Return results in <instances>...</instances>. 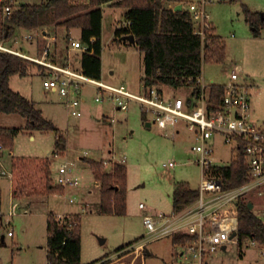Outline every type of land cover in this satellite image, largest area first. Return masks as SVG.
Listing matches in <instances>:
<instances>
[{"label": "rangeland", "instance_id": "rangeland-1", "mask_svg": "<svg viewBox=\"0 0 264 264\" xmlns=\"http://www.w3.org/2000/svg\"><path fill=\"white\" fill-rule=\"evenodd\" d=\"M40 1L42 0H0V20L4 18L1 12L6 4L13 9L20 3ZM73 1L82 3L84 0ZM191 1L200 0H181L184 7ZM243 4L252 13V20L259 24L260 13H264V0H205L209 27H213L223 40L226 58L223 62L203 61L201 76L207 83L222 84L228 81L234 66L240 65L241 80L252 81L258 87L251 98L250 118L254 123L263 125L264 27L260 29L259 35H254L253 26L246 20ZM99 6L102 10L101 79L112 84L125 83L133 91L139 92L143 76V54L137 46L114 33L120 27V22L125 20L124 8L107 2ZM45 27L48 31L51 30L50 26ZM23 29H17L10 39L4 41L5 44L32 55L40 54L48 37L41 38L42 32H38L37 38L35 37L38 41L34 37L30 40L26 36L31 32L27 34ZM64 34L62 28L58 33L56 52L60 57L66 53H71L72 57L77 52L65 50ZM73 36L77 37L76 31H73ZM30 41L32 43L29 46ZM29 70L30 74L27 76H13L11 87L34 100L36 106L42 109L44 117L64 131L59 130L66 139V149L61 155H53V131L24 129L12 140V155L48 156L51 159L53 180L59 177V165L65 159L72 160L75 163L73 172L78 176L79 183L68 185L62 194L12 198L9 179L0 176V264H47V215L50 211H53L55 218L61 219L64 215L71 218L72 213L68 212L80 213L82 263L97 260L107 261L106 264H180L171 235L153 239L128 251L121 252L123 248H119L138 242L145 234L142 222L144 214L172 211L171 194L177 182H186L193 189L198 187L201 167L194 162L196 153L191 146L195 142L191 134L182 126L179 133H166L154 123L147 125L146 122L152 118L151 114L143 116L135 102H130L126 110L113 111L107 102L95 101L96 89L92 85L82 87L84 101L80 104L81 115L70 116L66 102L59 93L48 91L42 86V76L37 72L36 66L31 64ZM109 71H113L112 76ZM183 89L184 87H176L169 90L181 94ZM102 106V111L114 114V122L109 123L110 120L97 115ZM14 117L16 126H25L23 116L16 113ZM8 149L3 151L6 157ZM11 156L0 168L3 171L10 170V178ZM91 158L96 159L97 163L101 159L120 161L124 158L126 193L123 214L100 212L98 191L85 194L88 189L94 188L92 171L85 163ZM231 158L232 153L217 137L214 160L228 163ZM168 161L176 164L173 167L164 166L163 163ZM104 168L110 169L111 166ZM247 196L254 201L255 207L252 210L257 214V196L253 192ZM140 202L143 207H139ZM8 231L12 234L9 235ZM235 239L237 242L228 244L226 249L210 253L207 256L208 263L264 264V244H252L250 235L243 234L240 237L238 232ZM146 251L150 253L147 254Z\"/></svg>", "mask_w": 264, "mask_h": 264}, {"label": "trees", "instance_id": "trees-1", "mask_svg": "<svg viewBox=\"0 0 264 264\" xmlns=\"http://www.w3.org/2000/svg\"><path fill=\"white\" fill-rule=\"evenodd\" d=\"M104 0H89L88 4L73 0H43L39 3H20L4 16L0 29V42L11 38L19 28L36 29L42 32L46 25L63 27L65 42H69V30L80 29V41L86 46L81 53L80 69L88 76L101 78V28L102 10L99 6ZM180 0H120L113 6L125 9L124 17L130 20L126 27L116 28L119 37L133 34L134 45L143 54V76L145 85L168 84L178 87L188 78L201 73L205 60L223 62L226 58L225 45L213 27L205 29L202 39L194 33L190 12L174 10L168 4ZM246 20L253 26L254 35L260 34L264 18L260 23L252 20V13L242 5ZM66 58V56H64ZM65 62V61H64ZM36 63L16 54L0 50V112H16L26 119L25 126H0V146L11 149L12 140L24 129L51 130L55 133L52 154H62L66 139L45 118L35 102L9 86L11 75L27 76L29 67ZM40 68V67H39ZM212 93L219 101L223 86H212ZM95 178L99 182L98 210L104 213L123 214L125 212L126 166L115 162L105 169L95 160H88ZM225 187L242 183L246 179V168L240 153L236 161L218 167ZM64 188L53 183L50 160L43 155L11 156V193L13 197L46 195L63 192ZM172 210L178 211L197 198V191L186 182H177L172 194ZM238 233L240 237L248 234L259 244H264V224L248 207L244 200L238 201ZM79 213L65 216V223L59 222L52 212L47 215V264H95L80 261ZM70 218V219H69ZM188 236L176 234L172 243L187 239ZM124 248L122 246L119 249ZM107 261L101 264H106Z\"/></svg>", "mask_w": 264, "mask_h": 264}, {"label": "built area", "instance_id": "built-area-1", "mask_svg": "<svg viewBox=\"0 0 264 264\" xmlns=\"http://www.w3.org/2000/svg\"><path fill=\"white\" fill-rule=\"evenodd\" d=\"M120 0H104L113 3ZM205 0L190 2L187 11L193 23V31L204 38L205 29L209 26L208 14L204 8ZM12 11L6 4L4 16ZM130 20L120 22V27H126ZM43 35V34H42ZM28 39L33 35L28 34ZM54 36L48 37L40 56H33L0 42V50L16 54L39 65L42 76V86L53 92H58L65 100L68 115L79 117L80 104L84 101L82 87L92 85L96 89L94 96L97 102H107L112 110H126L130 102H135L143 116L150 113V123L156 124L168 133H179L181 126L194 139L191 149L196 153L194 162L201 167V179L197 191V198L189 205L170 213L159 212L144 214L142 218L145 234L142 238L120 250L128 251L138 248L153 239L176 234L188 236L187 239L174 243L175 254L180 258V264H209L207 256L217 249H226L227 245L237 240L238 232V201H254L247 195L255 193L259 201V212L254 213L264 224V124L258 125L250 118L251 98L258 91L252 81L241 80V66L235 65L231 70L228 81L222 83L223 91L218 101L212 93L215 83H207L201 73L196 77L188 78L187 82L178 86L184 87L181 94L169 89L176 87L168 84L145 85L142 82L140 91H133L125 83L112 84L101 78L86 75L80 68L71 63L60 64L54 61ZM71 48L86 50V46L79 40H69ZM114 122L112 113L108 116ZM220 137L232 158L228 163L214 160L215 140ZM1 147V146H0ZM246 168V179L242 183L225 187L218 167L227 166L236 161L240 155ZM58 155V154H54ZM123 163L113 159H101L103 167L113 163ZM176 163H163L166 167H173ZM75 163L65 159L58 167L59 177L54 184L65 188L68 185H78L79 178L73 172ZM63 190V191H64ZM63 192H54L62 194ZM71 200V198H70ZM144 205L140 202L139 207ZM253 211V210H252ZM59 214L60 213H56ZM65 216L56 218L65 223ZM11 235V231L7 232ZM252 244H256L252 240ZM264 253V252H262ZM99 261L95 264H101ZM131 264V263H124Z\"/></svg>", "mask_w": 264, "mask_h": 264}, {"label": "crops", "instance_id": "crops-1", "mask_svg": "<svg viewBox=\"0 0 264 264\" xmlns=\"http://www.w3.org/2000/svg\"><path fill=\"white\" fill-rule=\"evenodd\" d=\"M43 1V0H42ZM41 2V1H40ZM88 2H89V0H84V1H82V3H87L88 4ZM102 4V3H101ZM100 4V5H101ZM177 4H180V8L179 9H184V10H187V8H188V6L187 7H184L183 6V4H182V2H181V0H180V2H178V3H176V4H168V6L169 7H172L173 9H174V7L177 5ZM18 5V4H17ZM125 12V9H124V11H123V13ZM2 13L4 14V9H3V11L1 12V15H2ZM3 21H4V18L2 19V20H0V29H1V27H2V24H3ZM46 26H50L51 27V30L50 31H48V29L46 28V27H44L43 28V30H42V34L43 35H41L40 37L41 38H44V39H46L47 37H50V36H54V43H53V45H54V50H55V52H56V50H57V47H56V42H57V38H58V33H59V31H61V29L63 28V27H53L52 25H46ZM49 27V28H50ZM102 29V28H101ZM23 30H25V31H27V34H28V32L30 33H33L32 35H33V37L35 38L36 36H37V34H38V31L36 30V29H33V30H27V29H23ZM73 31H76L77 32V37H72V33H73ZM64 32L66 33V31H65V28H64ZM30 33V34H31ZM26 34V35H27ZM69 34H70V36H69V40H70V38L71 39H75V40H79L80 41V29L79 28H71L70 30H69ZM26 38H27V36H26ZM37 38V37H36ZM35 38V39H36ZM10 39V38H9ZM122 39H123V37H122ZM31 40V39H30ZM32 40H33V38H32ZM37 41H38V39H36ZM48 39H46V41H47ZM45 41V42H46ZM44 42V43H45ZM4 44H5V42H3ZM31 43H32V41H30V43H28L29 44V46L31 45ZM132 44H134V43H132ZM6 45H8V44H6ZM8 46H11V45H8ZM44 46V45H43ZM12 48H14L13 46H11ZM65 50H68L67 52H71V51H75V52H77V53H75V55H73L72 57H71V53H66V54H64L63 55V57H60L59 56V53H54V61L55 62H57V63H60V64H65V63H71V65L72 66H74V67H77V68H79L80 67V57H81V53L83 52L81 49H79V48H71L70 46H69V42H67L66 43V45H65ZM14 49H17V48H14ZM17 50H20V49H17ZM21 51H23V50H21ZM40 51H42V49L40 50ZM23 52H25V53H28V54H30L29 52H26V51H23ZM79 52V53H78ZM41 54V53H40ZM40 54L38 53V54H35V55H33V56H40ZM30 55H32V54H30ZM64 56H66V58H64ZM228 58H230V57H228ZM65 61V62H64ZM36 66V65H35ZM36 68H37V72L39 73V71H40V68L39 67H37L36 66ZM110 72V75L112 76L113 75V71H109ZM40 74V73H39ZM101 74H102V61H101ZM109 75V76H110ZM13 76H16V74H14V75H11L10 76V78H9V86H10V88H12L13 90H17V88H13V87H11V78L13 77ZM110 83V82H109ZM17 91H19V90H17ZM34 101V100H33ZM35 102V101H34ZM36 104V103H35ZM109 104V103H108ZM37 107V106H36ZM37 108H39V107H37ZM102 108H103V106L102 107H99V109H98V111H97V115H102V118L103 119H106V120H109L108 119V116H110L111 114L110 113H106V112H104V111H102ZM40 109V108H39ZM41 111H42V109H40ZM12 114V115H11ZM15 114H16V112H10V113H5V112H0V126H16L17 124H15V122H13V121H15L16 119H15ZM44 116V115H43ZM101 120V119H100ZM20 121V120H19ZM148 122V121H147ZM147 122H146V124H147ZM16 123H19V122H16ZM109 123H111V122H109ZM149 124H147V125H150V122H148ZM26 124V119L24 120V125ZM21 125V124H20ZM23 125V124H22ZM28 130V129H27ZM59 130H61V129H59ZM62 131V130H61ZM61 131H60V133H61ZM62 132H64V131H62ZM31 138L33 137L32 135L30 136ZM4 149H5V147H0V168L2 167V165H3V162L5 163L7 160H9V158H10V156L12 155V149H8V155H7V157L3 154V151H4ZM66 149V148H65ZM65 151V150H64ZM59 155H61V154H59ZM91 159H94V158H91ZM50 160V163H51V159H49ZM95 161H97L96 159H94ZM99 161V160H98ZM86 163V165L87 166H89L90 167V165H89V163H88V161H86L85 162ZM90 169H91V173H92V177H93V189L91 190V189H88L87 190V192H85V194H91L92 192H94V190H96V191H98V194H99V182H98V180L95 178V176H94V173H93V170H92V168L90 167ZM3 174V175H2ZM0 176H5L6 178H8L9 179V192H10V194H11V178H10V170H7V171H3V170H0ZM53 179V178H52ZM54 181V180H53ZM1 190V189H0ZM1 194V193H0ZM12 196V195H11ZM12 198H15V197H13L12 196ZM98 200H99V195H98ZM0 202H1V197H0ZM50 212H53V211H50ZM55 213V212H54ZM65 213V212H64ZM68 213H79V212H68ZM80 214V213H79ZM146 253L147 254H149L150 252L149 251H146Z\"/></svg>", "mask_w": 264, "mask_h": 264}, {"label": "water", "instance_id": "water-1", "mask_svg": "<svg viewBox=\"0 0 264 264\" xmlns=\"http://www.w3.org/2000/svg\"><path fill=\"white\" fill-rule=\"evenodd\" d=\"M180 8V4H177L175 7H174V10H177V9H179ZM260 17H261V19L262 18H264V13H260ZM253 28V27H252ZM123 39H125V40H127V41H129L130 43H134V36H133V34H126V35H124L123 36ZM147 124H149L148 122H147ZM247 205H248V207L249 208H252V203L251 202H248L247 203Z\"/></svg>", "mask_w": 264, "mask_h": 264}]
</instances>
